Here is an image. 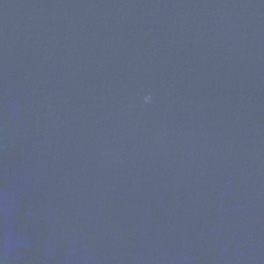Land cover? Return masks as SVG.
<instances>
[{
	"label": "water",
	"instance_id": "1",
	"mask_svg": "<svg viewBox=\"0 0 264 264\" xmlns=\"http://www.w3.org/2000/svg\"><path fill=\"white\" fill-rule=\"evenodd\" d=\"M0 264H264V0H0Z\"/></svg>",
	"mask_w": 264,
	"mask_h": 264
},
{
	"label": "clouds",
	"instance_id": "2",
	"mask_svg": "<svg viewBox=\"0 0 264 264\" xmlns=\"http://www.w3.org/2000/svg\"><path fill=\"white\" fill-rule=\"evenodd\" d=\"M149 99V97H145V101H147Z\"/></svg>",
	"mask_w": 264,
	"mask_h": 264
}]
</instances>
